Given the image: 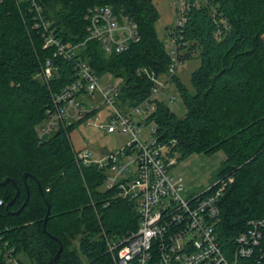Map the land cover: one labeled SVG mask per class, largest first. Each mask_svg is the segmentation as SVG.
Masks as SVG:
<instances>
[{
    "label": "trees",
    "instance_id": "1",
    "mask_svg": "<svg viewBox=\"0 0 264 264\" xmlns=\"http://www.w3.org/2000/svg\"><path fill=\"white\" fill-rule=\"evenodd\" d=\"M37 2L56 36L78 44L77 55L95 74L122 79V104H135L150 92L153 82L138 74V68L166 73L171 59L155 29L159 14L154 0ZM93 5H109L117 15L128 16L140 39L110 54L95 39L82 43L88 34L84 14ZM24 6L16 0L0 3V181L14 180L0 185V237L15 248L21 264H110L103 231L117 237L135 229V202L111 197L102 188L104 174L97 167L76 165L67 136L73 126L38 137L51 93L69 82L74 62L42 48L41 36L26 27ZM182 15L176 37L180 63L200 59L190 74L194 92L173 75L185 115L176 118L155 100L156 110L145 122H156L157 142L178 159L194 151L225 153L211 181L233 177L219 198L214 225L220 247L230 257L248 221L264 219V0H186ZM47 58L58 69L46 83L37 73ZM23 173H28L25 182ZM16 187L18 195L7 210ZM78 232V247L72 248ZM261 232L264 250V227Z\"/></svg>",
    "mask_w": 264,
    "mask_h": 264
},
{
    "label": "built area",
    "instance_id": "2",
    "mask_svg": "<svg viewBox=\"0 0 264 264\" xmlns=\"http://www.w3.org/2000/svg\"><path fill=\"white\" fill-rule=\"evenodd\" d=\"M16 1L26 4V27L41 36L42 48L51 49L55 57L74 62L69 82L51 93L50 104L37 127L38 137L69 126L76 128L91 119L101 132H121L131 137L118 149H102L100 157H94L87 146L75 149L71 143L73 159L80 169L97 167L104 174L102 188L110 190L111 197L135 202L138 215L135 229L117 237H108L103 231L110 264H264L261 243L264 219L248 221L249 228L236 237L230 257L220 247L214 228L218 202L233 177H218L200 190H186L183 177L172 172L177 163L175 156L169 154L165 144L157 142L155 127L146 140L141 139L145 120L156 106L153 97L175 75L180 64L176 37L184 22L182 11L186 0H179L175 24L168 30L171 62L164 74L166 79L160 80V75L146 67L138 68L137 73L146 75L153 84L146 97L131 105L120 100L122 79L113 76L100 86L99 81L106 73L95 74L77 55L78 44H68L56 36L37 0ZM84 19L88 34L82 43L95 39L108 54L120 53L140 39L134 21L126 15H117L109 5L88 7ZM57 69L58 65L47 58L37 77L47 83ZM71 132H67L69 140ZM0 254L3 264H21L15 248L1 237Z\"/></svg>",
    "mask_w": 264,
    "mask_h": 264
},
{
    "label": "rangeland",
    "instance_id": "3",
    "mask_svg": "<svg viewBox=\"0 0 264 264\" xmlns=\"http://www.w3.org/2000/svg\"><path fill=\"white\" fill-rule=\"evenodd\" d=\"M154 5L159 14V18L155 23V29L158 37L164 41L166 49L170 50L169 33L168 30L175 24L177 17V9L179 0H154ZM200 64L198 57H191L184 59L176 68L175 75L178 81L184 85L190 92H194V88L190 83V74ZM113 75L106 73L99 81V85L111 79ZM160 80L164 81L166 75H160ZM173 78V77H172ZM171 78V79H172ZM154 100L162 102L176 118H181L186 113V106L183 103L182 95L174 80L167 81V84L155 96ZM156 110V106L149 112ZM156 126V122L150 121L143 126L141 135L142 141L146 140L152 131V127ZM131 137L121 132L104 133L98 130L94 125V120L91 119L89 123L82 122L78 127L74 128L70 134V141L75 149L89 147L92 150L94 157L101 156V150H114L125 145ZM226 155L222 150H217L211 154L203 152H191L184 158H179L175 155L177 163L172 168L174 174H179L184 179V187L186 190H200L210 184L212 176L219 168L221 162ZM85 228L83 225L80 230ZM80 233H76L71 247H78V239ZM22 260H25L23 254L20 255Z\"/></svg>",
    "mask_w": 264,
    "mask_h": 264
},
{
    "label": "water",
    "instance_id": "4",
    "mask_svg": "<svg viewBox=\"0 0 264 264\" xmlns=\"http://www.w3.org/2000/svg\"><path fill=\"white\" fill-rule=\"evenodd\" d=\"M28 175V173H23V175H22V179H23V181L25 182V179H26V176ZM8 182H12L13 184H14V180L12 179V178H10V177H6L3 181H0V185H4V184H6V183H8ZM18 192H19V189H18V187H16V191H15V195H14V197L6 204V206H5V208L8 210L9 209V206L12 204V202L15 200V198L17 197V195H18ZM27 199H28V197H26V199L24 200V202L22 203V205L20 206V208L17 210V211H15V213H17V212H19L20 210H21V208H23V206L26 204V202H27ZM49 208V207H48ZM47 217H48V209H47V211H46V214H45V216H44V221H43V228H45V222H46V220H47ZM61 248H62V246H61V244L59 243V247H58V250H57V252H56V254H55V256H54V258H53V261H54V263L56 262V259L58 258V255H59V253H60V251H61Z\"/></svg>",
    "mask_w": 264,
    "mask_h": 264
}]
</instances>
